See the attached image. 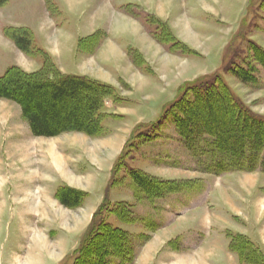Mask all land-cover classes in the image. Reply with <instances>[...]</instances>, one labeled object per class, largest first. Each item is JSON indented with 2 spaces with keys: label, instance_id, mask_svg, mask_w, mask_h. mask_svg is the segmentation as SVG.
Segmentation results:
<instances>
[{
  "label": "rangeland",
  "instance_id": "rangeland-1",
  "mask_svg": "<svg viewBox=\"0 0 264 264\" xmlns=\"http://www.w3.org/2000/svg\"><path fill=\"white\" fill-rule=\"evenodd\" d=\"M115 1L123 4L129 0ZM192 2L196 3H180L182 14L187 12L199 20L195 30L203 34L204 42L211 44L221 33L226 43L230 35L228 44L234 42L227 52L229 62L255 65L244 49L247 40L264 49V0ZM217 4L232 13L206 16L207 8L220 10ZM94 7L87 4L82 9L83 20H90ZM62 11L57 0H8L0 7V77L16 64L37 69L44 56L38 48L49 41L65 45L68 35L78 33L74 26L82 22V16L66 17ZM131 14L146 19L137 10ZM162 22L171 31L167 22ZM17 28L30 33V51L24 56L7 35ZM145 28L154 30L149 23ZM172 46L161 48L179 58L194 57L207 70L204 76L220 75L238 102L264 119V72L259 66L257 82L243 84L225 70L222 56L226 49L219 54L218 49L203 48V59L195 51L197 56L170 53L167 50ZM140 68L145 69L144 65ZM182 85L176 91H168L163 85L162 93L147 91L133 96L130 87L120 81L113 88L115 96L106 98L99 111L101 127L93 136L67 132L54 138L33 137L19 106L0 99V264H88L85 260L93 251L81 260L78 251L91 228L94 226L95 235L103 225L123 231L127 239L128 248L124 246V251L120 249L108 259L109 264H264V212L260 203L264 201V174L259 170L235 172L230 173L236 174L234 181H227L223 175L195 170V159L182 147L166 117L175 111L174 101ZM128 99L134 104L127 106ZM130 113L135 116L129 118ZM128 169L157 182L172 183L168 188L177 192L149 197L133 183ZM62 188L80 193L76 207L59 203ZM231 189L242 191L236 192L237 199L231 198L243 216L234 215L224 205V190ZM246 208L250 212H245ZM256 216L261 218L259 222Z\"/></svg>",
  "mask_w": 264,
  "mask_h": 264
},
{
  "label": "trees",
  "instance_id": "trees-1",
  "mask_svg": "<svg viewBox=\"0 0 264 264\" xmlns=\"http://www.w3.org/2000/svg\"><path fill=\"white\" fill-rule=\"evenodd\" d=\"M7 1L0 0V7ZM123 10L140 21L144 28L145 24H151L153 32L145 28L146 32L162 47L173 45L168 52L197 56L185 44L177 41L161 20L137 7ZM134 10L141 12L145 21L133 16L131 13ZM7 35L19 51L29 53L31 41L28 30L11 29ZM100 36L97 33L92 39L99 41ZM233 42L230 41L222 56V62L226 61V72L243 84L256 83V67L259 66L264 72V49L247 40V49L244 50L255 65L245 67L229 62L227 52L231 50ZM37 52L44 55L38 71L25 73L12 66L0 77V99L19 106L33 137L54 138L67 132H82L89 136L97 134L101 127L99 111L106 98L115 96L114 89L97 81L61 75L45 53ZM128 55L141 66V59L135 51L129 49ZM240 61L243 63L242 59ZM181 89L174 101L175 111L168 112L166 117L171 119L182 146L195 159V170L215 176L255 170L264 174V119L255 117L245 109L217 73L184 83ZM127 173L149 197L158 198L164 193L177 192L174 188H168L172 183L151 180L133 169H128ZM79 196L80 193L73 189L62 188L58 200L63 207L73 208L78 205ZM93 227L78 251L80 260L81 256L92 250L93 255L85 260L88 264H109L108 259L120 249L124 251V246L127 247L125 233L103 225L99 234L93 235ZM88 237L95 241L90 243L91 238ZM125 253L128 254V251Z\"/></svg>",
  "mask_w": 264,
  "mask_h": 264
},
{
  "label": "crops",
  "instance_id": "crops-1",
  "mask_svg": "<svg viewBox=\"0 0 264 264\" xmlns=\"http://www.w3.org/2000/svg\"><path fill=\"white\" fill-rule=\"evenodd\" d=\"M86 1L57 0L66 17L71 14H75L78 17L82 16L80 19L82 22H75L74 26V29L78 33L68 35L65 39V45H61L60 41L53 43L49 41L47 44H44V48L36 47L49 57L55 69L59 74L64 76H74L97 81L112 88H117L120 85V81H123L130 87V91L135 96L137 94L145 95L147 91L160 90L159 93H162L165 91L164 89H160L163 85L167 87L166 90L168 89V91H176L181 84L206 75L205 72L207 70L201 68L193 60L194 57H189V59L179 58L163 52L161 46L151 38L141 22L125 13L123 9L127 7H137L147 14L167 22L174 37L191 50L197 52L199 58L204 59L201 55L203 48H210V50L211 48H215L221 54L228 44L230 35L226 43H224L221 33L218 34V37H215L211 44L205 43L202 38L203 34H199L195 30L199 25V20L191 18L187 12H184L186 15L182 14L183 10L180 3L184 4L183 0H129L123 4H117L115 0ZM191 1H196V3L192 2V5H197L199 1L201 3V0ZM87 4H95V7L90 20H83L84 14L81 15L82 9ZM217 8L220 10L212 12L205 7L204 9L206 10L205 12L203 10V12L211 18L232 13L225 8H221L219 4L216 5ZM182 30H186V35H182ZM97 33L101 35L99 41L98 39H92ZM199 41L203 43L201 44ZM129 49L139 55L142 63L141 66L144 65L145 69H141V66L132 61L128 55ZM20 53L24 56V53ZM41 65L42 60L37 69L27 70L16 64L24 72L31 73L38 71ZM125 103H127V106L128 104H134V102H129V99L125 100ZM126 105H124V108ZM134 116L132 113L128 114L129 118H133ZM235 175L225 174L223 176L228 179L227 181H234L233 177ZM261 182L263 181L261 180ZM258 188L259 186L255 187V191ZM262 190H264V187ZM236 192L238 191H234L233 189L229 191L224 190L222 199L230 212L234 213V215L240 214V216H243L241 214L243 213L242 209L240 211L237 210L235 203L232 201V198L237 199ZM240 192L242 191L240 190L238 193ZM239 200L240 202L244 201L241 195ZM260 203L261 207H263L262 212H264V201ZM254 209L256 214H258L255 207ZM244 211L250 212L249 208L244 209ZM255 218L258 222L261 220L259 216ZM240 231L241 233L244 232L242 229ZM170 250L174 249L170 248ZM178 252V250H175L176 254Z\"/></svg>",
  "mask_w": 264,
  "mask_h": 264
}]
</instances>
